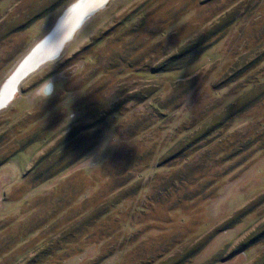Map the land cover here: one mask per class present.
I'll use <instances>...</instances> for the list:
<instances>
[{
  "label": "rangeland",
  "instance_id": "1",
  "mask_svg": "<svg viewBox=\"0 0 264 264\" xmlns=\"http://www.w3.org/2000/svg\"><path fill=\"white\" fill-rule=\"evenodd\" d=\"M73 1L0 0V88ZM0 264H264V0H107L15 84Z\"/></svg>",
  "mask_w": 264,
  "mask_h": 264
},
{
  "label": "water",
  "instance_id": "2",
  "mask_svg": "<svg viewBox=\"0 0 264 264\" xmlns=\"http://www.w3.org/2000/svg\"><path fill=\"white\" fill-rule=\"evenodd\" d=\"M107 0H102L95 6L89 8L87 11H85L79 19L76 20V22L71 26L70 29L66 30L63 34L60 35L61 25L70 26V23L72 21V10L78 8L82 2H86V0H75L71 4H69L59 15L57 20L55 21L54 25L50 29V31L43 36L39 41H37L30 50L23 56V58L19 61L11 75H9L4 83L2 84L0 88V95L4 93L5 86L8 87V94L6 95V98L2 99L0 101V105H3L12 95L13 90L15 89V84H17L28 72L31 70H34L38 65L43 63L44 61L48 60L49 58H53L58 54L61 47L63 46V43L67 38L70 37L73 30L77 28L84 19H86L88 16H90L92 13H94L96 10L104 6ZM58 23V26L55 27V25ZM61 37L60 41L57 42L58 45H56L55 52L52 55H42V49L45 47L46 43L49 40H55L54 36ZM40 53L36 55L37 51ZM36 58V59H34ZM32 61V62H31ZM32 64V65H31Z\"/></svg>",
  "mask_w": 264,
  "mask_h": 264
},
{
  "label": "bare ground",
  "instance_id": "3",
  "mask_svg": "<svg viewBox=\"0 0 264 264\" xmlns=\"http://www.w3.org/2000/svg\"><path fill=\"white\" fill-rule=\"evenodd\" d=\"M100 1H102V0H86V2H82L78 8L70 9V10H72L71 11L72 12L71 13L72 14V21H71L69 27L66 25H61L60 35L63 34L66 30L70 29L71 26L76 22L77 19H79L81 17V15L85 11H87L89 8L95 6ZM56 26H58V23L55 25V27ZM59 36L58 35L54 36L55 40H49L46 43L45 47L42 49V55H52L55 52L56 45H58L57 42L60 41V39H61V37H59ZM36 53H37L36 55H38L40 53V50H39V52L37 51ZM34 59H36V58H34ZM7 90H8V87L5 86L4 93L2 95H0V101H2V99L6 98V95L8 94Z\"/></svg>",
  "mask_w": 264,
  "mask_h": 264
},
{
  "label": "trees",
  "instance_id": "4",
  "mask_svg": "<svg viewBox=\"0 0 264 264\" xmlns=\"http://www.w3.org/2000/svg\"><path fill=\"white\" fill-rule=\"evenodd\" d=\"M196 44H197V41L194 42V43L191 42L190 44H187V45L183 48V51H184V50H190V51H191L190 53L194 52L195 49H196ZM193 49H194V50H193ZM183 51L178 52L177 55L179 56L180 53H184ZM3 161H4V160H3Z\"/></svg>",
  "mask_w": 264,
  "mask_h": 264
}]
</instances>
